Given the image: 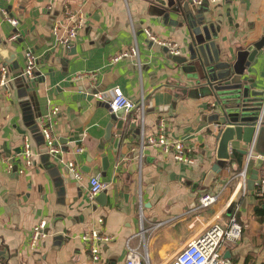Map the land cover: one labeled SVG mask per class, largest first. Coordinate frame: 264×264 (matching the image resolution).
<instances>
[{
  "label": "crops",
  "instance_id": "crops-1",
  "mask_svg": "<svg viewBox=\"0 0 264 264\" xmlns=\"http://www.w3.org/2000/svg\"><path fill=\"white\" fill-rule=\"evenodd\" d=\"M149 5V0H0V66L6 67L8 79L6 88L0 87V264H125L126 242L145 253L148 264H165L208 224L231 215L243 227L242 239L225 244L222 258L229 264H264V199L255 196L254 185L240 196L238 188L230 198L236 186L231 179L246 161L235 149L249 146L230 142L234 161L216 159L214 100L207 92H183L192 82L161 46L148 41L144 30L176 44L180 56L187 55L192 37L185 26L171 22L176 16L152 14ZM192 6L221 59L234 60L240 48L264 36V0ZM66 10L79 11L84 19L70 48L60 42L69 25ZM132 48L136 56L111 63ZM26 51L36 57L31 79L23 76ZM88 73L96 74L93 80L80 78ZM243 79L264 102V45ZM114 88L135 105L124 113L120 130L107 105ZM49 106L58 108L52 128L61 148L56 157L46 153L38 133ZM159 119L165 120L167 140L192 148V165L177 163L154 147L141 148V129L155 135ZM26 135L33 153L30 167L21 155ZM5 160L24 173H7ZM69 160L84 174L82 181L67 171ZM255 162L251 159L246 179ZM262 172L264 163L258 176ZM93 176L106 186L100 203L96 198L103 191L92 203L87 197ZM223 187L228 188L215 204L198 208L203 194H218ZM39 221H45L47 236L32 250L30 234ZM91 228L114 238L101 247L99 263L91 262L81 240Z\"/></svg>",
  "mask_w": 264,
  "mask_h": 264
},
{
  "label": "built area",
  "instance_id": "built-area-1",
  "mask_svg": "<svg viewBox=\"0 0 264 264\" xmlns=\"http://www.w3.org/2000/svg\"><path fill=\"white\" fill-rule=\"evenodd\" d=\"M192 5H200L204 2H208L210 4H216L221 2L222 0H189ZM67 18L69 21V25L66 30V34L60 38V42L66 47L70 48L72 40L78 35V33L83 28V16L79 11H70L66 10ZM12 26H16L17 21L14 19L9 20ZM54 33L58 31V25H54L53 27ZM148 41L155 43L162 48L167 49L168 54L170 55H178L177 45L165 41L159 40L155 37L148 29L144 30ZM16 36L13 35L11 39H15ZM128 55L136 56L137 50L135 48L130 49L129 53L123 52L118 56H115L111 59V63L117 62L121 58H125ZM24 62L25 67L23 70V76L27 79H31L34 76L35 68H36V57L30 51H26L24 54ZM87 76L90 80H93L96 76L95 73H88L87 75H80V78ZM7 69L5 66H0V87L7 86ZM95 97L98 100H103V96L101 93L96 92ZM108 110L110 114H115L120 110H123L124 113H129L133 108L134 104L126 98L119 88H114L111 91V96L109 101L107 102ZM140 108L143 110V103L140 102ZM58 114L57 107L49 106V111L47 114L40 119L38 123V133L41 135L43 139V143L46 148V153L51 157H56L61 154V148L57 139L52 134V128L56 124L55 118ZM141 129L140 133V146L143 148L144 146L154 147L158 149L163 154H171L172 158L177 163H184L187 165H192L194 163V158L192 156L193 150L191 147L186 145L183 141H169L166 138V123L164 119H159L156 125V133L155 135H145ZM254 145H250L248 148L246 161L244 169L234 176L231 180L236 179V186L231 192L230 198L233 199L237 195H245L247 193V171L249 163L252 159ZM79 152L83 151V148L78 149ZM23 163L25 167H30L32 162L33 153L31 151V142L28 135L23 138V148L21 152ZM140 160V158H139ZM6 164V172H16L17 174H23V169H15L12 162L5 160ZM67 171L76 181H82L83 173L77 166V164L73 160H69L66 163ZM231 180L228 182L226 186L231 183ZM104 183H102L98 176L89 177L88 179V189H87V197L88 200L92 203L95 198L105 189ZM226 188L223 187L218 194H203L198 200V208H209L213 204H215L219 198L221 193H223ZM238 188L240 189L239 194ZM237 194V195H236ZM254 194L259 199H264V172L259 174L257 182L254 183ZM232 204V203H230ZM227 204L223 212L227 208ZM98 223H103V218L97 219ZM45 221H39L36 224L30 234L29 240V248L34 249L37 245L38 240L44 239L47 235L45 234ZM243 227L236 220L234 215H231L226 219L225 222H214L208 224L196 237L192 238L190 241L186 243V245L180 249L176 255L165 264H229L228 260L222 258V247L228 243H237L242 239ZM82 242L87 245L89 257L91 262L99 263L100 262V251L103 245H106L114 240L113 236L105 235L100 233L98 230L91 228L86 231L81 236ZM142 258L144 263L141 262ZM125 264H148L147 256L144 253H140L138 251V247H131L128 242H126V255L124 259Z\"/></svg>",
  "mask_w": 264,
  "mask_h": 264
},
{
  "label": "water",
  "instance_id": "water-1",
  "mask_svg": "<svg viewBox=\"0 0 264 264\" xmlns=\"http://www.w3.org/2000/svg\"><path fill=\"white\" fill-rule=\"evenodd\" d=\"M149 1V12L167 17L176 16L171 22L179 27L185 26L192 37L186 56L169 54V57L181 66L188 81L192 82L191 85L184 86L183 92L194 91L200 96L207 92V96L214 100L212 118L218 128L216 159L228 163L234 161V155L228 149L230 142L254 145L252 159L255 158L256 162L247 179L248 189L252 190L258 180V171L264 163V102L259 101V95L250 92L252 85L243 76L254 54L263 47L264 36L246 48H240L234 60L229 57L221 59L220 51L208 36L207 27L197 23V16L193 15L196 8L190 5L189 0ZM201 33L203 37L200 36ZM163 49L168 53L167 49ZM123 115V110L111 114L112 121H118V130L121 129ZM112 125L113 123H109L106 133ZM116 144L117 140L114 141V147ZM235 152L247 156L248 150L235 149ZM103 198L104 191L96 201Z\"/></svg>",
  "mask_w": 264,
  "mask_h": 264
},
{
  "label": "trees",
  "instance_id": "trees-1",
  "mask_svg": "<svg viewBox=\"0 0 264 264\" xmlns=\"http://www.w3.org/2000/svg\"><path fill=\"white\" fill-rule=\"evenodd\" d=\"M256 214H257V211H256ZM260 216H263V213Z\"/></svg>",
  "mask_w": 264,
  "mask_h": 264
}]
</instances>
